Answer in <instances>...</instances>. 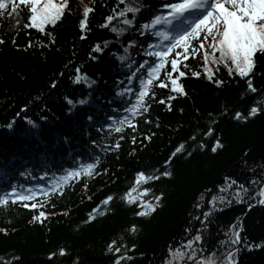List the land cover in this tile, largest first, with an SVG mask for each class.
I'll list each match as a JSON object with an SVG mask.
<instances>
[{
    "label": "trees",
    "instance_id": "1",
    "mask_svg": "<svg viewBox=\"0 0 264 264\" xmlns=\"http://www.w3.org/2000/svg\"><path fill=\"white\" fill-rule=\"evenodd\" d=\"M175 2L181 0H58L62 14L44 31L31 27L28 5L15 2V14L3 10L0 195L11 184L31 185L32 191L19 199L0 197L6 201L0 204V264H115L122 257L121 264H163L202 230L204 252L229 248L232 228L240 238L233 264H264V205L258 206L257 195L264 189V53L254 55L247 77L214 61L210 68L203 57L218 59L219 45L210 47L214 41L204 39L205 29L196 37L204 47L197 45L200 39L189 42L193 50L172 73L173 79L185 73L177 81L183 93L172 91L168 79L171 60L182 52L178 46L146 89L147 111H126L146 79L139 65L154 60L149 39L163 31L152 21L163 19ZM162 82L166 87H159ZM253 107L258 112L249 116ZM238 112L247 118L235 119ZM217 140L223 147L213 152ZM180 145L184 149L173 157ZM89 163L91 175L84 170ZM164 171L171 176L139 187L150 189L153 204L161 199L151 215L138 216V203L122 197L138 173ZM241 185L248 191L241 189L238 202ZM109 196L113 200L103 205ZM97 208L105 214L95 213L89 222ZM41 211L45 215L34 219Z\"/></svg>",
    "mask_w": 264,
    "mask_h": 264
},
{
    "label": "snow or ice",
    "instance_id": "2",
    "mask_svg": "<svg viewBox=\"0 0 264 264\" xmlns=\"http://www.w3.org/2000/svg\"><path fill=\"white\" fill-rule=\"evenodd\" d=\"M226 3L231 5L232 10L225 7L224 3H221L220 0H181V2L170 3L168 7L172 10L171 19H161V17H157L152 21L153 24H165L172 25L173 21L185 20L187 26L178 34L171 35L170 33H156L158 36H162L165 41L170 42L163 52L155 53V56L160 61L156 63L155 66H152L149 62L145 61L139 65L141 69H145L146 79H141V90L138 93H134L138 98L136 102L132 105L131 108H128L126 111L131 113L133 116L137 113L134 112V109L138 107L147 111V108L144 106L143 98L147 94L146 89L153 83L154 79L159 78L158 73L160 68L162 67L163 62L165 61L168 53L172 51L175 47H183L185 51H187L190 40L195 37L198 32L203 31L207 28V35L204 37L207 40L209 37L214 41L210 47L216 48L217 44L219 45L218 51L220 53L219 58L217 59L215 55H213V61L218 63H224L225 67L229 66V63L234 66L235 72L240 77H247L250 73H252L254 68V55L257 52L264 53V0H225ZM42 0H19L20 5H29L31 8V17H30V25L32 28H36L39 31H44V25L53 23L57 20L61 14L63 9L53 3V0H43L42 7L40 6ZM6 7H10V10L13 14L17 13L18 9L16 4L12 2V0H0V17L5 15L3 10ZM91 9L86 8L84 11V16L87 18L88 13ZM191 13H198L194 20H187L186 17ZM214 13L216 14L214 16ZM112 17H109L110 21ZM212 20V26H209V21ZM222 21V25L221 22ZM125 24L131 23L127 19L124 20ZM29 25H25L28 27ZM85 27V22L81 21V28ZM213 27L217 29V33L222 37L217 40L216 35H213ZM222 27V32L220 31ZM112 31H116V28H113ZM0 43H3L0 40ZM204 44L201 43L199 48H203ZM96 52H99L101 49L97 46L94 49ZM148 55H153L152 53H148ZM123 60L124 57H121ZM205 61L208 60V54L205 53L204 56ZM171 68L172 71L168 73V79L171 80L172 91L177 93H183V88L178 85L177 81L180 77H184L185 73L183 71L179 72V76L175 79L172 78V73L177 71V60H171ZM209 71V79H212L211 72ZM233 69L230 67L229 72L232 73ZM135 75V74H134ZM193 75H199V73H193ZM79 82V81H78ZM219 83V82H218ZM159 87H166V85L162 82L159 84ZM248 88L250 91L255 92L256 89L252 86L251 80H248ZM131 91V90H129ZM169 99H174V97H169ZM160 103H165L164 101H160ZM258 109L256 107L251 108L249 112V116H253L257 114ZM235 119L241 120L246 119L247 117L243 116L241 113L235 114ZM127 119V117L125 118ZM31 123V121H29ZM124 123V121H121ZM116 131H120L119 128ZM207 135H212V130L210 129ZM203 147V145H201ZM223 147V145L217 140L215 146L212 148L213 152H216L218 148ZM184 149V145H180L175 152L172 154L175 157L178 153H181ZM191 155V153H188ZM168 161L166 163H170ZM94 165L89 163L85 167V171L87 174L91 175L89 170L93 169ZM72 175V173H69ZM161 176H171L169 171H164L158 175H145L143 172L138 173L135 180V185L133 188L124 196L122 199H125L127 203L133 204L136 203L137 200L141 196H147L150 192V189L145 188L143 192L139 193V196L133 198L132 193L137 192L139 187L143 184H146L153 180H158ZM235 184V181H232L228 184V188H231L232 185ZM246 194L248 189L244 188L242 185L239 186L235 193V198L239 202L242 199V192ZM227 188H222V192H226ZM11 195H19L15 190H10ZM259 196H264V189H261ZM160 197H156V204L152 203H143L141 202V207L143 210L137 213L138 216H146L151 215L152 212L156 210L159 206ZM217 197H213L210 203L215 206L217 202ZM223 197L219 198L220 203H224ZM113 200L112 196L107 197L102 204L108 205L110 201ZM230 202V201H229ZM6 201L4 199H0V204H4ZM261 205H264V199L259 201ZM35 207V205H33ZM95 213H99V215H104L105 213L100 211L99 208L93 210V214L90 215V220L95 219ZM211 213H205V220ZM44 212H40L38 217L34 219L39 220L40 217H43ZM131 232L136 231L135 225L130 229ZM201 236L197 235L195 237V241H201ZM231 243L234 245L240 244L239 233L235 234L234 238H231ZM109 245L108 251H113V245ZM184 248L191 250L188 252H181L180 249H176L174 252H171L170 255L180 257L183 259L185 256L188 257L189 260L196 259V249L193 248V241L189 240ZM116 252L119 253L120 249L117 248ZM203 253V250H201ZM61 255L65 253L63 250L60 252ZM232 253L228 254L229 259L231 258ZM123 259V257L121 258ZM121 259H117L115 264H121ZM197 264H204L203 261H198ZM209 264H215L214 260L209 261Z\"/></svg>",
    "mask_w": 264,
    "mask_h": 264
},
{
    "label": "rangeland",
    "instance_id": "3",
    "mask_svg": "<svg viewBox=\"0 0 264 264\" xmlns=\"http://www.w3.org/2000/svg\"><path fill=\"white\" fill-rule=\"evenodd\" d=\"M12 1H14V0H12ZM18 1H19V0H18ZM56 2H58V0H53V3L56 4ZM220 2H221V3H224V4H225V7L229 8V10H232L231 5L228 4V3H226L225 0H220ZM42 4H43V0H42V3H41V5H40L41 7H42ZM215 15H216V14L214 13V16H215ZM221 25H222V22H221ZM209 26H210V27L212 26V20H211V19H210V21H209ZM205 29H207V28H205ZM205 29H204V30H205ZM204 30H203V31H204ZM220 31L222 32V27H221ZM220 38H222V37L219 35V36L217 37V40H219ZM199 39H200V37L197 38V39H195V40H193V43L198 42ZM85 43H86V40L82 42V45H84ZM201 43H202V41H201V39H200V41L197 43V45H199V44H201ZM193 46H194V44L191 45L190 50H189V51H185V54L183 55V57H181V58L178 59V60H185V58H186V57L190 54V52L193 50ZM208 57H209V56H208ZM203 58H204V57H203ZM178 60H177V63L179 62ZM213 63H214V62H213V60H212L211 57L208 58L207 62L205 61L206 66H208V67H210V68H212V67L215 66ZM221 64L224 65V63H221ZM221 64H219V65H221ZM224 66H225V65H224ZM230 67H231V68L233 69V71L235 72L234 66H232L230 63H229V66L226 67V69L229 70ZM208 70H209V68H205V72H206V73L209 72ZM31 182H32V181H31ZM38 183H40V182H38ZM140 192H143V190H139V189H138L137 192L132 193V197L135 198V197L139 196V193H140ZM261 199H264V196H262ZM141 202H143V203H152V204H153V203H154V200L150 199V198L147 197V196H141V197L137 200L138 206L140 207V211L143 210L142 207H141ZM210 215H211V214H210ZM210 215H209V216H210ZM209 216L207 217V219L209 218ZM207 219L205 220V217H204V219H203V223H205V222L207 221ZM237 232L239 233V231H238L236 228H232L231 231L229 232V237H230V239L227 240V241L225 242V244H226V243L230 244V247H229V248H227V249H222V250H220V251L207 252V253L203 251V253H201V250H202V249H201V242H202V240H203V238H204V235H205L204 232H203V230H202V231H200V232L197 234V235H200V236H201V238H202L201 241H199V242L195 241V237H196L197 235L191 240V241H193V248L196 249V259H195V260H189L187 256H185L183 259H181L180 257L172 256V255H170V253L175 251V250H173V251H171V252L169 253V256H168L167 260L164 261L163 264H197L198 261H203L204 264H209V261H211V260H214V261H215V264H233V263L236 261V251H235V248H236L239 244H238V245H234V244H232V243H231V238H234V237H235V234H236ZM224 241H225V240H224ZM186 243H187V242H185L183 245H185ZM183 245L181 246V248H179V249L181 250V252H188V253H190L191 250L184 248ZM222 246H223V245H222ZM115 252H116V251H115ZM230 252L232 253V255H231V258L229 259L228 254H229Z\"/></svg>",
    "mask_w": 264,
    "mask_h": 264
},
{
    "label": "water",
    "instance_id": "4",
    "mask_svg": "<svg viewBox=\"0 0 264 264\" xmlns=\"http://www.w3.org/2000/svg\"><path fill=\"white\" fill-rule=\"evenodd\" d=\"M258 206H261V204H260V203H258Z\"/></svg>",
    "mask_w": 264,
    "mask_h": 264
}]
</instances>
